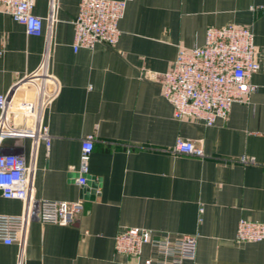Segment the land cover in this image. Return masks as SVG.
Returning a JSON list of instances; mask_svg holds the SVG:
<instances>
[{"label":"crops","instance_id":"1","mask_svg":"<svg viewBox=\"0 0 264 264\" xmlns=\"http://www.w3.org/2000/svg\"><path fill=\"white\" fill-rule=\"evenodd\" d=\"M80 1L35 0L34 13L45 20L39 36L0 12V94L45 54L60 85L42 113L50 148L31 135H6L0 151L25 156L38 198L84 203L72 224L31 219L17 241L0 240V264H138L115 249L126 226L172 238L196 234V259L182 264H264V240L236 239L242 218L264 223V64L252 76L258 88L250 101L235 103L228 119L212 126L176 119L150 75L166 71L179 46L203 44L211 26H251L264 51V0H128L118 43L75 51ZM89 134L88 181L79 185ZM179 136L198 141L206 156L174 152ZM23 211L21 200L0 192V215ZM150 256L157 254L146 246L143 258Z\"/></svg>","mask_w":264,"mask_h":264},{"label":"built area","instance_id":"2","mask_svg":"<svg viewBox=\"0 0 264 264\" xmlns=\"http://www.w3.org/2000/svg\"><path fill=\"white\" fill-rule=\"evenodd\" d=\"M127 1L81 0L73 21V49H93L100 42L118 43L122 34L119 23L125 15ZM34 7L35 0H0V12L24 25L27 34L39 36L44 32L45 20L34 13ZM49 21H56L54 14ZM263 64L264 51L257 47L252 27L229 24L209 27L201 45L179 46L169 68L150 75L161 82L163 96L172 104L176 119L189 118L212 126L227 120L235 103L250 101L258 88L252 76ZM21 89L33 91L34 97H20L18 91ZM59 92V82L50 72L45 54L35 71L24 74L6 93L0 94V142L6 135H31L37 143L44 141L50 148L52 136L49 126L42 120V113ZM94 139L95 136L89 134L82 141L76 179L79 185L88 181ZM172 150L200 158L206 156L198 141L182 136L177 138ZM242 161L254 162V158L243 156ZM0 192L5 198L18 199L24 204L20 215H0V240L6 244L19 239L28 220L69 225L84 211L81 200L38 198L31 168L19 152L0 151ZM236 239L264 240V223L242 218ZM146 246L157 257L143 258ZM115 249L135 258L138 264H182L185 259H196L198 236H156L149 228L126 226L115 236Z\"/></svg>","mask_w":264,"mask_h":264}]
</instances>
